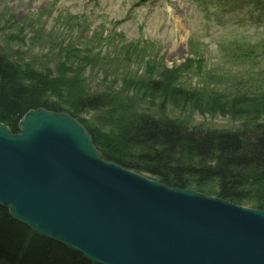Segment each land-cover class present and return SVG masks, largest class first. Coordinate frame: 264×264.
<instances>
[{"label":"rangeland","instance_id":"1","mask_svg":"<svg viewBox=\"0 0 264 264\" xmlns=\"http://www.w3.org/2000/svg\"><path fill=\"white\" fill-rule=\"evenodd\" d=\"M244 2L0 0V57L23 73L48 74L61 92L50 101L105 135L106 147L141 113L235 131L250 119L264 123V109L248 103L264 99V11ZM222 93L242 97L247 114L224 111ZM95 94L106 96L98 108L75 102Z\"/></svg>","mask_w":264,"mask_h":264},{"label":"water","instance_id":"2","mask_svg":"<svg viewBox=\"0 0 264 264\" xmlns=\"http://www.w3.org/2000/svg\"><path fill=\"white\" fill-rule=\"evenodd\" d=\"M0 121V206L95 264H264V210L171 188L104 160L75 118Z\"/></svg>","mask_w":264,"mask_h":264},{"label":"trees","instance_id":"3","mask_svg":"<svg viewBox=\"0 0 264 264\" xmlns=\"http://www.w3.org/2000/svg\"><path fill=\"white\" fill-rule=\"evenodd\" d=\"M244 3L264 11V0ZM56 89L48 74L32 70L23 73L0 57V121L13 134L20 132L19 123L31 110L62 112L61 107L50 101L51 94H61ZM218 97L228 104L222 105L224 111L231 109L239 116L247 114V102L242 97L232 101L223 93ZM105 98L99 94L86 95L75 102L81 108H98ZM131 98L130 109H135L136 101ZM117 100L122 105L119 97ZM249 102H253V109H264V99L254 98ZM253 120L243 121L235 131H218L191 128L141 113L128 126L130 129L121 131L119 139L113 141L107 136L111 141L107 147L102 141L105 135H96L79 121L106 161L139 174L147 173L171 188L195 190L236 205L250 200L254 202L253 209L264 210V123ZM0 264L95 263L57 241L34 233L15 220L9 209L0 206Z\"/></svg>","mask_w":264,"mask_h":264}]
</instances>
